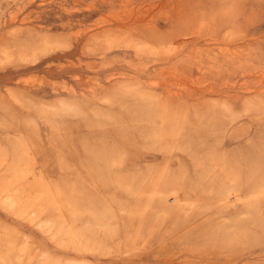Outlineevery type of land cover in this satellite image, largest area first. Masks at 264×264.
<instances>
[{
    "label": "rangeland",
    "instance_id": "rangeland-1",
    "mask_svg": "<svg viewBox=\"0 0 264 264\" xmlns=\"http://www.w3.org/2000/svg\"><path fill=\"white\" fill-rule=\"evenodd\" d=\"M0 264H264V0H0Z\"/></svg>",
    "mask_w": 264,
    "mask_h": 264
}]
</instances>
